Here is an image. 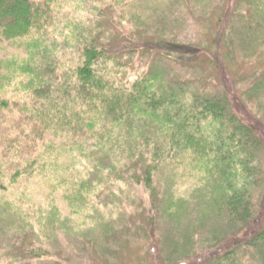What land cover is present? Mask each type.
Here are the masks:
<instances>
[{"label":"trees","instance_id":"16d2710c","mask_svg":"<svg viewBox=\"0 0 264 264\" xmlns=\"http://www.w3.org/2000/svg\"><path fill=\"white\" fill-rule=\"evenodd\" d=\"M53 1L0 0V191L36 168L42 149L82 165L78 175L91 166L98 180L102 172L118 177L127 164L148 196L150 236L164 214L211 229L212 248L191 255L193 234L187 232L182 259L165 264H264V118L254 107H264V77H246L245 103L228 83L220 93L191 79L202 68L191 73L180 65L209 49L163 36L135 47L118 44L116 52L93 28L77 64L62 63L69 72L60 73L48 33L56 26ZM248 5L251 16L240 28L230 25L227 38L241 59L252 64L259 58L264 68V0ZM228 16L216 18L218 30ZM150 17L138 20L145 24ZM134 49L153 50L161 59L155 56L132 79L121 54ZM83 176L72 191L87 185ZM30 249V258L37 257Z\"/></svg>","mask_w":264,"mask_h":264},{"label":"rangeland","instance_id":"374dc122","mask_svg":"<svg viewBox=\"0 0 264 264\" xmlns=\"http://www.w3.org/2000/svg\"><path fill=\"white\" fill-rule=\"evenodd\" d=\"M249 1L54 0L52 4L56 6L50 8L54 18L57 17L56 26L48 29V33L51 30L49 40L56 42L53 55L56 60L52 62L58 72H69L62 63L71 67L77 64L90 28L96 38L102 37L116 52L121 49L116 50L118 44L135 47L142 41L175 37L178 42L211 51L180 62L191 73L202 68L191 79L218 88L220 93L230 87L248 103L249 97L244 93L249 85L246 77L251 74L264 77L263 63L259 58L252 64L241 59L231 45L232 38L227 37L230 25L240 28L242 19L251 16ZM228 13L222 32L218 30L216 18ZM149 15L145 24L139 22L141 16L145 19ZM71 27L79 39L70 37ZM121 55L132 79L148 70L155 56L156 60L161 59L148 49L126 50ZM210 58L214 59L213 63L204 69ZM254 107L257 116L264 118V107L255 103ZM40 153L43 154L35 169L0 191V264L176 263L175 259L181 258L187 249L188 243L181 244L187 232L193 234L191 255L213 247L208 241L210 228L186 226V218L179 215L173 219L165 214L157 218L154 234L150 236L145 229L148 196L142 186L132 181L127 164H122L118 177L107 178L102 172L98 180L97 175L90 173L91 166H83L86 173L78 175L82 165L71 164L61 152L42 149ZM81 175L87 185L72 191L76 177ZM32 247L38 253L35 258H30ZM190 260L191 256L183 261ZM202 264L219 263L210 260Z\"/></svg>","mask_w":264,"mask_h":264}]
</instances>
